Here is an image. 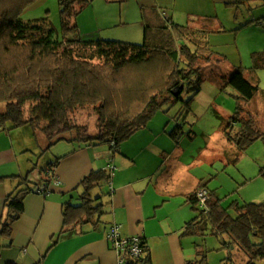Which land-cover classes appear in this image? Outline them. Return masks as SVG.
<instances>
[{
  "label": "trees",
  "instance_id": "1",
  "mask_svg": "<svg viewBox=\"0 0 264 264\" xmlns=\"http://www.w3.org/2000/svg\"><path fill=\"white\" fill-rule=\"evenodd\" d=\"M36 1L0 0V107L4 106L0 132L30 127L44 137L45 151L64 141L80 148L108 145L117 152L123 143L148 127L163 105L180 99L194 74L201 76V70L195 67L198 61H211L216 55L210 45V32L180 26L169 19L155 25L145 16L143 44L84 40L77 20L94 0H59L60 37L46 19L25 22L20 18L22 11ZM247 2L237 0V5L246 6ZM252 62L250 71L263 70L264 52L254 53ZM245 71L237 68L226 78V86L238 95L234 96V115L222 124L227 141L242 153L253 143L264 141V132L247 111L260 88L246 79ZM180 86L184 89L176 97L172 92ZM29 104L33 106L32 116L27 119L25 108ZM86 109L97 112L96 135L75 122V114ZM181 130L178 127L171 132L175 141ZM61 160L48 165L40 186H31V172L10 177L16 188L6 199L7 215L0 216V239L12 243L13 226L24 213L26 197L40 194L44 187L50 186L51 190ZM261 173L264 176V170ZM113 175L106 170L92 171L82 180L76 190L80 204L68 201L64 205L63 229L52 247L67 234H81L86 226L97 230L103 225L107 204L102 187ZM208 186L202 188L210 197L206 208L198 201V191L188 198L197 215L186 224L183 237L202 238L210 230L216 237L225 236L223 248L241 252L247 259L245 264L264 261V201L225 207ZM195 247L196 258L186 264H209L206 251L198 242ZM140 249V257L129 264H153L144 239Z\"/></svg>",
  "mask_w": 264,
  "mask_h": 264
},
{
  "label": "crops",
  "instance_id": "2",
  "mask_svg": "<svg viewBox=\"0 0 264 264\" xmlns=\"http://www.w3.org/2000/svg\"><path fill=\"white\" fill-rule=\"evenodd\" d=\"M92 4L86 10H91L88 19L94 20V39L144 41V16L155 25L169 19L180 26L210 32V45L216 53L212 59L226 64L231 73L237 68L246 69L245 77L258 72L250 69L252 55L264 52V0H248L246 6H238L237 0H126L123 3L94 0ZM83 18L81 14L77 20L80 32L87 20ZM90 31L93 30L85 33ZM119 31L123 37L110 36ZM257 99L262 110H254L253 116L249 108ZM247 109L256 121L260 114L264 116V90L260 88ZM182 118L171 123L166 114L154 118L117 152L106 146L80 148L67 143L59 157L62 160L50 193L28 195L24 213L13 226L12 243L0 239V264H117L118 252L108 239L113 226L119 227L121 238L144 239L153 264H186L194 260L196 242L183 237L186 224L197 215L188 198L208 184L205 181L210 173L204 172L205 161L216 165L222 160L218 156L220 152L231 150L234 155L242 152L222 133L216 141L213 137L208 139L207 153L213 148L211 156H190V145L194 144L191 135H199L194 130L189 134L187 120ZM178 127L182 129L181 135L175 141L171 132ZM16 130L0 132V216H4L6 199L16 188L10 177L24 176L31 162L30 146L21 133L14 135ZM24 130L36 134L30 127ZM40 143L41 149L46 148V142ZM190 158L200 166H188ZM110 163L116 171L107 183L110 201H104L107 214L102 218L103 225L97 230L86 226L81 234H67L52 247L63 229L64 205L68 201L79 205L76 190L82 180L92 171L105 170ZM55 181L61 185L54 186Z\"/></svg>",
  "mask_w": 264,
  "mask_h": 264
},
{
  "label": "rangeland",
  "instance_id": "3",
  "mask_svg": "<svg viewBox=\"0 0 264 264\" xmlns=\"http://www.w3.org/2000/svg\"><path fill=\"white\" fill-rule=\"evenodd\" d=\"M60 10L59 0H37L22 11L20 18L25 22L46 19L48 20L49 25L56 29L58 35L61 37ZM90 13V9H85L82 12L83 17L87 20L85 21V24H82L83 28L80 33L84 40H103L104 37H102V39H94V20L88 19ZM86 30L93 31L85 33ZM120 33L122 32H115L114 35L110 36L118 35L123 37ZM101 34L107 33L103 32ZM108 39H110L109 41L134 45L144 43L143 40L138 38H133V41L119 38ZM195 67L201 70V76L194 74L189 84L182 92L180 99L163 105L162 109L154 118L158 119L163 114H166L171 118L168 121L171 123L173 121L176 122V119L184 116L182 120H187L186 129L188 133L191 134L190 130H194V132L199 135L197 137L193 133L191 135L193 137L191 142L194 141V144L190 145V156L197 157L201 154L207 158V156L212 155L213 149H211V153H207L208 139L213 137L214 141H216L218 137L222 135L223 121L233 116L236 111L237 101L234 96L238 95V93L231 86H226V78L232 74L230 70L227 69L226 64H219V61L216 59H212L211 61L202 59L198 61ZM246 78L253 84H259L260 88L264 90V70L258 71L256 74L247 75ZM260 99H257L254 106L249 108L252 109L251 113L254 112V110L256 112H259L260 109L262 110V107L259 104ZM32 107L33 106L29 104L25 108L27 119L32 116ZM249 109H247V111ZM0 111H4V106L0 107ZM189 113L192 114L190 117H188ZM254 114L255 113H252L253 116ZM74 119L78 125L87 126L91 135H96L98 117L95 110H81L75 114ZM256 123L257 128L264 132L263 114L259 115ZM16 131L17 132L14 135H20L21 133L24 142L30 146L29 153L31 156L29 160L31 162L25 175L31 172V186H40L44 183L43 178L45 177V170L48 168V165L63 155L64 147H67L69 144L62 141L50 150L45 151V148L41 149L40 142L41 140L44 143L46 141L39 137L38 132L32 134L31 132L24 130V128H20ZM105 146V148L108 147V145ZM101 147L103 146H98V148ZM185 149H187V147H185ZM214 153L218 154L216 150H214ZM218 156H221L222 160L216 165L205 161L204 172L209 171L210 173L205 182L208 183L211 191L216 192L218 198L223 201L225 207H230L232 204L236 203L245 205L247 203L264 201V176L261 173L264 170L263 140L253 143L250 148L241 155H234L231 150H227V153L223 151V153L220 152ZM201 164H203V162ZM190 165L191 167L200 166L199 163L194 162L191 158L188 166ZM102 192L103 201L109 203L110 192L107 185L102 187ZM6 215L7 210L4 213V216ZM104 217H106V215ZM189 239L198 242L201 245V250L206 251L209 264H245L247 262L245 256L238 250L231 251L228 248H223L224 241H227L225 236L223 238L216 237L211 234L210 230L206 233L205 237L195 238L194 240L192 238ZM257 264H264V261H258Z\"/></svg>",
  "mask_w": 264,
  "mask_h": 264
},
{
  "label": "built area",
  "instance_id": "4",
  "mask_svg": "<svg viewBox=\"0 0 264 264\" xmlns=\"http://www.w3.org/2000/svg\"><path fill=\"white\" fill-rule=\"evenodd\" d=\"M105 170L113 174L116 171V167L113 165V163H110V165H108V167ZM60 185L61 182L55 181L54 186L59 187ZM40 193L42 195H48L50 193V186L44 187L40 191ZM197 198L201 207L206 208L207 202L210 199L208 191L206 189H200L197 192ZM108 239L113 243L116 251L118 252L119 259L117 264H129L132 261V259L137 260L142 253L140 249L142 238L140 237L126 238V239L121 238L119 234L118 226L112 227L108 235Z\"/></svg>",
  "mask_w": 264,
  "mask_h": 264
},
{
  "label": "water",
  "instance_id": "5",
  "mask_svg": "<svg viewBox=\"0 0 264 264\" xmlns=\"http://www.w3.org/2000/svg\"><path fill=\"white\" fill-rule=\"evenodd\" d=\"M184 89V86H180L178 89H175L173 92H172V94L174 95V96H179L180 95V93H181V91Z\"/></svg>",
  "mask_w": 264,
  "mask_h": 264
}]
</instances>
